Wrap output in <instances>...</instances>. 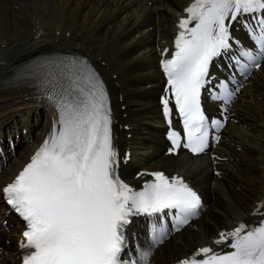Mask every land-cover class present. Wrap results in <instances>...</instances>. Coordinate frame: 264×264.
<instances>
[{
  "label": "snow or ice",
  "instance_id": "1",
  "mask_svg": "<svg viewBox=\"0 0 264 264\" xmlns=\"http://www.w3.org/2000/svg\"><path fill=\"white\" fill-rule=\"evenodd\" d=\"M186 17L177 24L174 50L162 58L166 77L162 111L171 125L175 111L182 119L183 138L169 132L170 152L183 146L194 154L209 147L210 125L201 104L202 90L212 83L213 61L239 44L231 34L235 22L246 15L251 22L243 27L254 42L255 51L240 49L247 59L238 70L250 74L264 59V0H191ZM194 26H189L193 24ZM164 49L162 57L169 55ZM33 75L56 108L50 134L30 161L0 192L25 225L18 246L22 264H148L150 253L126 261V229L131 218L153 216L167 210L175 217L176 230L187 225L201 208L199 195L178 176L148 173L154 179L136 190L119 175L121 156L113 143L109 98L102 80L79 60L46 61L35 66ZM219 91L210 90L213 99L230 103L234 93L221 81ZM218 140L219 137H216ZM128 159L127 154L123 157ZM264 201L252 215L262 218L255 225L244 222L220 231L209 245L196 249L177 264H264ZM0 223L6 224L7 221ZM166 233L155 231L154 241L162 242ZM211 245L219 246L216 250ZM227 248L230 251H224ZM28 250V251H24Z\"/></svg>",
  "mask_w": 264,
  "mask_h": 264
},
{
  "label": "bare ground",
  "instance_id": "2",
  "mask_svg": "<svg viewBox=\"0 0 264 264\" xmlns=\"http://www.w3.org/2000/svg\"><path fill=\"white\" fill-rule=\"evenodd\" d=\"M185 1L0 0V185L25 161L54 117V108L35 97L30 81L17 85L11 81L29 72L45 51H81L100 69L115 116L131 125L130 138L116 129L120 141L131 147L130 161L120 167L123 173L131 177L134 166L179 171L203 191L208 205L191 226L155 249L149 264H169L207 244L247 217L264 192V63L234 103L237 122L227 125V145L219 147L227 156L220 164L221 178L212 174L204 156L161 155L165 142L158 132L161 116L156 97L161 83L156 49L172 30ZM2 204L0 215L5 212ZM7 218L13 230L7 233L0 226L5 238L12 237L18 226L16 216ZM130 238L132 246L149 245L141 231ZM2 246L7 252L15 249L10 243ZM0 264L16 262L0 258Z\"/></svg>",
  "mask_w": 264,
  "mask_h": 264
},
{
  "label": "rangeland",
  "instance_id": "3",
  "mask_svg": "<svg viewBox=\"0 0 264 264\" xmlns=\"http://www.w3.org/2000/svg\"><path fill=\"white\" fill-rule=\"evenodd\" d=\"M125 108V107H124ZM21 133H24V132H21ZM15 137V136H14ZM14 137H13V140H14ZM23 137V136H22ZM22 137H20V139L22 138ZM20 139L18 140V141H14V142H19L20 141ZM3 155V153H1V156Z\"/></svg>",
  "mask_w": 264,
  "mask_h": 264
}]
</instances>
